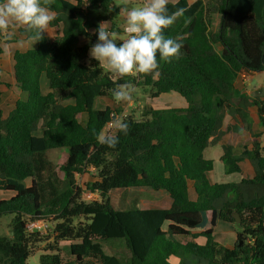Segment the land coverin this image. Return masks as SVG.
I'll list each match as a JSON object with an SVG mask.
<instances>
[{
    "label": "trees",
    "instance_id": "obj_1",
    "mask_svg": "<svg viewBox=\"0 0 264 264\" xmlns=\"http://www.w3.org/2000/svg\"><path fill=\"white\" fill-rule=\"evenodd\" d=\"M41 4L54 12L50 25L59 33L49 39L43 32L35 48L14 52L15 84L26 97L5 118L0 112V190L15 192L0 200V218L11 217L9 233L0 234V264H27L35 245L49 240L39 264H64L61 242L68 243L71 264H172V256L177 264H264V146L253 140L235 154L240 137L234 126L224 124L231 116L252 138L248 108L255 105L264 128V102L235 86L240 73L264 70V0L169 2L170 12L187 9L165 29L167 38L182 44L178 58L158 55L154 71L123 77L88 56L98 25L123 33L114 0ZM215 14L219 26L214 32ZM19 32L25 38L35 34L29 26ZM81 36L88 43L80 45ZM42 73L51 89L46 94L40 89ZM132 85L147 89L153 99L177 92L187 106L147 107L138 119L126 115L121 121L129 126L127 134L116 130L119 143L109 148L99 137L114 110L96 108L95 100L115 99L114 91ZM41 125L43 133L36 135ZM231 128L220 158L224 171L242 174L239 163L246 160L253 176L211 183L213 161L204 150ZM57 149L67 150L60 165L50 157ZM90 166L97 178L82 187L77 175ZM143 186L166 191L170 207L118 209L107 197L112 189ZM84 190L100 199H82ZM207 212L211 226L218 219L236 223L233 214L239 215L232 247L216 241L212 227L197 231ZM40 220L50 235L29 229ZM200 236L202 244L196 241ZM114 239H122L130 253L125 261L101 243Z\"/></svg>",
    "mask_w": 264,
    "mask_h": 264
},
{
    "label": "clouds",
    "instance_id": "obj_2",
    "mask_svg": "<svg viewBox=\"0 0 264 264\" xmlns=\"http://www.w3.org/2000/svg\"><path fill=\"white\" fill-rule=\"evenodd\" d=\"M168 5L169 0H144L142 6L124 9L126 38L122 41L118 39V32L106 29L104 23L98 25L93 30L96 42L90 48V56L104 61L109 70L121 77L154 71L159 66L158 55L165 59L178 58L182 44L167 38L165 29L172 26L187 9L178 7L170 12ZM54 19L55 15L41 4V0H0V31L26 25L35 30L33 40L36 42L41 40V34ZM113 95L117 101L131 99L127 86L114 91ZM114 126L118 132L127 134L129 126L126 122L116 119ZM119 139V135L109 133L100 136L99 142L115 149ZM40 222L45 224L43 220L34 223ZM29 229L40 231V228Z\"/></svg>",
    "mask_w": 264,
    "mask_h": 264
},
{
    "label": "crops",
    "instance_id": "obj_3",
    "mask_svg": "<svg viewBox=\"0 0 264 264\" xmlns=\"http://www.w3.org/2000/svg\"><path fill=\"white\" fill-rule=\"evenodd\" d=\"M124 1H126V0H124ZM129 1H132V0H129ZM136 1H140V0H136ZM141 1L144 3V0H141ZM176 1L177 0H169V2H176ZM189 1H190V3H192L195 0H189ZM114 3L117 6H119V8H120L121 19L119 21V25L123 29V33H120L119 35H124L126 38V33L124 32L125 16H124L123 10L126 8H131V7L128 5L127 2H126V4H118V0H114ZM51 13L54 14V12H52V11H51ZM216 16H219V15L217 14ZM216 18H217V21H219V18L218 17H216ZM213 21H214V19H213ZM25 26L26 25H17L14 28H10L9 31H1V34L3 37L0 40V80L3 82L2 84H0L1 118H5L9 114V112L14 108L16 101L18 100V98L13 99L14 98V92H12L8 88V87H10V85L9 86L6 85L9 82H8V79H6L4 77L5 75H8V73L12 70L11 71L12 77L14 79L13 54L16 51H25V50L33 49L36 47V42H34L33 38H25L20 34V32H19L20 29L22 27H25ZM218 26H219V22L218 23L212 22V26H211L212 31H214V32L217 31ZM44 33L46 34V36L49 39H53L59 32L54 26H51L49 24L48 28L46 29V31H44ZM119 40L122 41L123 39H119ZM86 43H88V39H86L84 36L79 37V44L80 45H84ZM88 56H90V48L88 50ZM100 63L102 66H104L106 69H108V67L104 61H100ZM261 75L263 77H261ZM14 82H15V79H14ZM3 85L6 87V89L2 88ZM235 86L240 91L241 94L247 96L249 99L259 98L264 102V96L260 94L261 91H264V70L258 71V72H242V73H240L238 75V77L236 78ZM40 89H41L42 94H46L51 90L49 87V81L46 78L45 73H42L40 76ZM255 91L257 92V93H255L256 95L252 96ZM176 94H177V92H176ZM160 96L164 97L163 103H168V104L179 103L180 108L187 106V102H185L186 100L182 101L183 100L181 98L182 96L175 95L174 91L162 93ZM169 96H173V98L175 100L172 101V99L169 98ZM98 98H100V97H98ZM98 98H96L95 103H96ZM7 104L10 105L11 107L5 111V109H4L5 107H1V106L2 105L7 106ZM115 104H117V103H115ZM107 106H109V105H107ZM170 107H172V106L170 105ZM161 108H165V107H161ZM248 109H249L248 117H249V121L251 123V131L255 135V136H252V138H248V132L243 128V125L241 122H239L238 120H237V122H235V120L231 116H228V115H226L224 118L225 127L234 126L235 127L234 129L237 130V134L240 137L238 144L234 147V153L235 154H240L242 152V150L244 149V145H246L247 147L250 148L253 140L260 141L261 145L264 146V128L260 123L257 107L255 105H251ZM86 121H87V113H83L82 117H81V122H82V124H85ZM43 129L44 128L41 125L38 128V130L35 132V134L36 135H42ZM231 133H232V128L230 130L226 131V133L221 137V139L216 144L209 145L204 150L205 158L213 161V169L208 172V177H209V180L211 183L222 182V181L223 182L224 181L235 182V181H239L242 176H248V177L253 176V169L246 160H243L239 163L241 170H242V174L233 173V174H228V175H233V177H226L225 176L226 173L224 171V166H223V163L220 161V158L223 154V146L228 143L230 136H231ZM53 151L56 152L57 150H53ZM226 178L227 179L232 178V180H226ZM26 184L30 185L31 181H30V184H28L27 180H26ZM1 192H3V194ZM191 192H190V198L194 199L195 193L194 192L191 193ZM14 194H15V192H12V191L0 190V200L11 198ZM163 194H165L167 198L169 197L168 193H164L162 190H160V195H163ZM166 197H165V200H167V203L165 205L160 203V207H139V208H142V209L169 208L171 205V199H170V197H169V199H166ZM205 216H206V221H209L210 226L206 227V228L200 227L197 229V231L199 232V231H202V230H205V229L212 227L214 239L216 241H218L219 243L227 246V247H232L235 240H236L237 231H238L236 228H234L235 224L225 222L223 220L218 219L216 221L215 226H211V223H210L211 213L207 212ZM196 241L198 243L202 244V243H204L205 239L200 236L196 239ZM170 262L172 264H177L179 262V259L177 257L172 256L170 258Z\"/></svg>",
    "mask_w": 264,
    "mask_h": 264
},
{
    "label": "rangeland",
    "instance_id": "obj_4",
    "mask_svg": "<svg viewBox=\"0 0 264 264\" xmlns=\"http://www.w3.org/2000/svg\"><path fill=\"white\" fill-rule=\"evenodd\" d=\"M132 8V7H139L142 6L143 2L136 1V0H118V4H126ZM217 15V14H216ZM214 16V22L218 23L217 18L219 16ZM212 30V29H211ZM124 35H119L118 39H124ZM12 71V70H11ZM9 72L8 75H5L4 77L8 79V84L10 87H8L12 92H14V98L13 99H24L26 97V94L21 92L20 89L16 86L14 79L12 77V72ZM136 74V73H134ZM261 77H263L261 75ZM3 83V82H2ZM3 89H6V87L3 85ZM130 94H131V99L126 102L122 101H117L116 99H113L110 96H102L97 99L95 103L96 108H104L107 105L111 106L113 110L117 109L119 110L118 112V119L121 120L123 117L126 115H131L135 118H139L141 116V113L143 109L147 107H153V108H161V107H180L179 103H163L164 97L159 96L158 98H150L148 94V90L145 88H138L136 85H132L131 87H128ZM257 93L256 91L253 93L252 96H255ZM261 95L264 96V91L260 92ZM175 95L181 96L178 93ZM169 98L175 100L173 96H169ZM185 101V98L181 97ZM175 102V101H174ZM186 102V101H185ZM117 103V104H115ZM1 107H5V111L9 109L11 106L7 104L2 105ZM105 129L103 130L101 136L105 135ZM51 159L57 164L60 165L63 163L66 158H67V150L66 149H57V151H51L50 153ZM97 173L94 167L90 166L87 167L85 170L84 174H78L77 175V181L78 185L82 186L83 183L90 182L93 180H96L97 178ZM225 174L226 177H233V175H228ZM226 180H232L227 179ZM30 179H27V183L30 184ZM83 187V186H82ZM164 193H167L166 191L162 190ZM3 194V192H1ZM82 199H85L87 201L91 199H100V197L92 192L84 190L82 195ZM107 197L110 199L111 204L118 208V209H128V208H133V207H160L161 204H166L167 200H165L166 195H160V190H154L150 187H129V188H124V189H112ZM166 199H169V197ZM10 216L9 215H4L0 218V234L4 233H9V227L8 223L10 222ZM204 223L202 224L201 227L206 228L209 227V221H206V217L204 218ZM238 222L234 223L237 230H240V227L237 225ZM48 228L46 227H41L40 231L42 233H46L47 235H50V229L47 230ZM52 241V240H49ZM40 242L37 243L32 250V253L28 256L26 259L27 264H39V256L43 252V249L45 246H47L51 242ZM102 245L104 246L105 250L110 253L118 256L122 261H125L130 253L128 249L126 248L124 241L122 239H114V240H102L101 241ZM61 254L63 257V262L64 264H71L72 263V258L69 252L68 248V243L66 242H61Z\"/></svg>",
    "mask_w": 264,
    "mask_h": 264
},
{
    "label": "built area",
    "instance_id": "obj_5",
    "mask_svg": "<svg viewBox=\"0 0 264 264\" xmlns=\"http://www.w3.org/2000/svg\"><path fill=\"white\" fill-rule=\"evenodd\" d=\"M134 74V73H133ZM118 119V113L116 111H112L111 113V120L107 122V124L105 125L104 129H105V133L106 134H113L116 132V128L114 126V120ZM30 228H41V227H46V224H44L43 222L40 223H32L29 225Z\"/></svg>",
    "mask_w": 264,
    "mask_h": 264
},
{
    "label": "water",
    "instance_id": "obj_6",
    "mask_svg": "<svg viewBox=\"0 0 264 264\" xmlns=\"http://www.w3.org/2000/svg\"><path fill=\"white\" fill-rule=\"evenodd\" d=\"M233 215H234V217L236 219V222H239L240 221L239 215L237 213H234Z\"/></svg>",
    "mask_w": 264,
    "mask_h": 264
}]
</instances>
